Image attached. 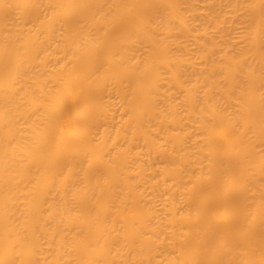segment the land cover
Segmentation results:
<instances>
[{"label":"bare ground","instance_id":"obj_1","mask_svg":"<svg viewBox=\"0 0 264 264\" xmlns=\"http://www.w3.org/2000/svg\"><path fill=\"white\" fill-rule=\"evenodd\" d=\"M0 264H264V0H0Z\"/></svg>","mask_w":264,"mask_h":264}]
</instances>
